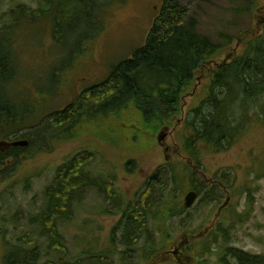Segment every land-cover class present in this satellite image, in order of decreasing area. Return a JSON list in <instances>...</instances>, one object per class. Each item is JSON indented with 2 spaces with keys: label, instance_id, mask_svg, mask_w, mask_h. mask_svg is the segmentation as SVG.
<instances>
[{
  "label": "rangeland",
  "instance_id": "1",
  "mask_svg": "<svg viewBox=\"0 0 264 264\" xmlns=\"http://www.w3.org/2000/svg\"><path fill=\"white\" fill-rule=\"evenodd\" d=\"M39 1L0 0V17L21 3L36 8ZM164 1L125 0L111 4L104 16L105 29L84 53L72 60H69L72 56L70 48L76 38L70 36V48L66 44L65 49L48 29L38 32L37 27H41L42 22L36 25L27 22L9 34L0 30V38L12 40L14 67L19 69L11 89L8 84L9 92H4L15 99L17 106L36 115L26 122L34 123V126H28L18 134L27 137L31 144L22 154L7 159L6 164L0 166V264L5 244L32 232V217L45 205L46 188L57 175L59 166L83 149H90L99 157L88 165L93 171L95 186L82 191L85 197L80 207L75 203L70 219L60 225L67 250L65 256L71 264H182L179 256L185 258L189 252L193 257L198 254L204 258L206 264H217L214 250L220 246L214 240L222 242L218 226L223 228L228 244L264 254V107L256 118L255 111L259 106L255 99L249 101L246 105L249 115L242 117L247 129L239 144L217 152L203 146L200 168L189 163L179 145V139L182 141L183 135L188 134L186 115L203 99L213 70L240 54L243 44L234 43L219 51L197 71L193 86L182 94L174 111L175 121L165 130L167 136L162 144L157 140V132H145L141 139H132L133 122L124 117L111 120L109 116L87 120L79 137L70 138L69 132L62 133L69 123L59 128L47 125V134L38 137V129L47 124L46 115L65 109L84 88L104 81L113 66L132 57V50L144 45ZM178 1L190 16L197 18L199 32L209 35L221 48L226 47L219 35L222 31L235 40L241 29L257 26L259 34L264 31V21H261L264 0L260 2L258 12L249 9L241 14H235L232 9L250 5L249 0ZM2 26L0 21V28ZM236 90L235 87L234 95L238 96ZM261 98L256 101L263 102L264 106V95ZM54 131L55 135L52 134ZM76 131L78 133V127ZM5 140L0 137V143ZM199 145L201 148L202 144ZM184 160L195 175L190 177L183 191H172L175 180L167 190L148 182L158 166L166 162H181L184 166ZM217 177L227 179L229 186H223L224 196L221 197L209 192L212 184L215 187L222 184V179ZM107 180L114 184L115 191L110 198L99 192L102 189L109 194ZM200 180H203V194L200 192L189 212L174 220H161L158 202L162 204L170 195L176 198L182 193L179 204L184 206V196ZM180 184L181 181L177 182ZM150 192L153 201L148 205V226L152 230L155 224L160 232H148L145 244L139 240L127 249L122 243L123 228L120 229L119 224L123 210L126 205L141 204ZM150 238L153 242L162 239L167 242L169 238L170 242L162 245V252L156 251L150 261H145L141 258L142 251L148 247ZM41 240L45 241L46 248L48 239ZM54 247L46 249L54 250Z\"/></svg>",
  "mask_w": 264,
  "mask_h": 264
},
{
  "label": "trees",
  "instance_id": "2",
  "mask_svg": "<svg viewBox=\"0 0 264 264\" xmlns=\"http://www.w3.org/2000/svg\"><path fill=\"white\" fill-rule=\"evenodd\" d=\"M123 1L40 0L36 8L21 3L1 15L3 26L0 30L9 34L27 22L31 25L42 22L43 25L37 27L38 32L41 33L43 28L48 29L54 40L65 49L70 48L68 38H76L70 48L72 56L69 60H72L84 53L105 29L107 8ZM249 1L250 5L244 8L239 6L232 11L235 14L250 10L258 12L262 0ZM189 13L178 0H165L145 44L137 48L132 57L113 66L104 81L85 90L70 106L46 115L47 124L45 128L38 129V137L43 138L47 134V125L59 128L68 123L64 131L71 132L70 138L79 137L82 127L86 126L85 122L96 119L98 113L109 116L111 120L124 117L136 123L132 127L137 139L145 132L169 128L175 121L174 111L180 104L182 94L193 86L197 71L219 51L238 43L244 45L242 52L213 70L203 99L186 115L185 128L188 134L183 135L182 141L179 139V145L193 165L200 168V156L204 148L217 152L239 144L247 129L242 119L249 115L247 103L255 99L256 106H259V110L255 111L256 118L264 107L263 102L257 103L264 95V31L259 34L257 26L241 29L237 40L222 31L219 35L226 47L221 48L209 35L199 32L197 18ZM10 43L12 40L9 37L0 38V137L15 140L21 138L18 134L22 129L34 126V123L26 122L36 115L29 109L17 106L15 99L9 98L4 92L8 91V84L11 89V82L19 74L13 62L15 49L11 48ZM235 87L238 96L234 95ZM55 132L52 134L55 135ZM199 144H202L201 148ZM24 150L0 151V166ZM84 150L76 152L59 166L57 175L46 188L45 205L38 215L32 217V232H26L16 237L15 242L5 244L1 264H71L65 256L67 250L60 225L70 219L75 203L80 207L85 197L82 191L92 189L96 184L92 177L93 171L88 167L95 155ZM173 167L169 163L157 167L148 182L156 188L167 190L174 180L177 184L180 179L185 187L194 174L185 167L182 168L183 172L178 173ZM106 183H109V194L102 189L99 192L110 198L114 194L113 182L107 180ZM199 184H193L191 188H198L200 192ZM177 190L181 191V187L172 189L173 192ZM210 193L222 196L223 189L221 186H212ZM151 195L150 192L141 204L126 205L123 210L119 224L120 229L123 228L122 243L127 249H131L139 240L145 244L147 233L150 234L147 210L153 201ZM157 206L160 208L158 214H163L161 220L164 221L187 212L180 205L171 207L167 199L162 204L159 201ZM217 230L220 231L219 239H222V242L214 240L220 246L214 250L217 264H264V254L251 253L228 244L223 228L218 226ZM42 238L48 239L46 248L55 246L54 250L46 249ZM169 242V238L167 242L164 239L153 242L150 238L145 248V260H151L156 251L162 252V245ZM179 259L182 264H206L204 258L198 254L193 257L190 252L185 258L179 256Z\"/></svg>",
  "mask_w": 264,
  "mask_h": 264
},
{
  "label": "water",
  "instance_id": "3",
  "mask_svg": "<svg viewBox=\"0 0 264 264\" xmlns=\"http://www.w3.org/2000/svg\"><path fill=\"white\" fill-rule=\"evenodd\" d=\"M166 137L165 133H161L159 136V141L162 142L164 140V138ZM29 143L28 140H18V141H14L10 144H8L9 146H27ZM197 198V193L194 191H191L187 194L186 196V205L187 206H191L193 204V202L195 201V199Z\"/></svg>",
  "mask_w": 264,
  "mask_h": 264
},
{
  "label": "flooded vegetation",
  "instance_id": "4",
  "mask_svg": "<svg viewBox=\"0 0 264 264\" xmlns=\"http://www.w3.org/2000/svg\"><path fill=\"white\" fill-rule=\"evenodd\" d=\"M5 145H6V147H7L8 149H11V147H10V148L8 147V144H5Z\"/></svg>",
  "mask_w": 264,
  "mask_h": 264
},
{
  "label": "bare ground",
  "instance_id": "5",
  "mask_svg": "<svg viewBox=\"0 0 264 264\" xmlns=\"http://www.w3.org/2000/svg\"><path fill=\"white\" fill-rule=\"evenodd\" d=\"M91 9V8H90ZM100 97V96H99ZM90 104V103H89Z\"/></svg>",
  "mask_w": 264,
  "mask_h": 264
}]
</instances>
